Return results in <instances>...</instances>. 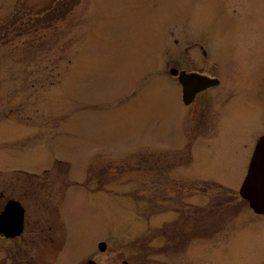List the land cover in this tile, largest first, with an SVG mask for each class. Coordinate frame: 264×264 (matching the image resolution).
I'll return each instance as SVG.
<instances>
[{"label": "rangeland", "instance_id": "1", "mask_svg": "<svg viewBox=\"0 0 264 264\" xmlns=\"http://www.w3.org/2000/svg\"><path fill=\"white\" fill-rule=\"evenodd\" d=\"M0 34V205L25 224L0 264H264L238 194L264 134V0H0ZM181 65L220 80L196 106Z\"/></svg>", "mask_w": 264, "mask_h": 264}, {"label": "water", "instance_id": "2", "mask_svg": "<svg viewBox=\"0 0 264 264\" xmlns=\"http://www.w3.org/2000/svg\"><path fill=\"white\" fill-rule=\"evenodd\" d=\"M172 77L182 86L183 103L190 104L195 95L209 87L218 85L217 79H209L195 73L187 74L175 68L169 70ZM240 198L248 203L249 208L257 215H264V136L257 141L250 158L246 175L238 192ZM23 209L21 205L10 200L0 214V232L7 238L20 235L23 230ZM104 251L105 244H99ZM84 264H96L88 261Z\"/></svg>", "mask_w": 264, "mask_h": 264}, {"label": "flooded vegetation", "instance_id": "3", "mask_svg": "<svg viewBox=\"0 0 264 264\" xmlns=\"http://www.w3.org/2000/svg\"><path fill=\"white\" fill-rule=\"evenodd\" d=\"M181 55H183V60L181 61V62H183L184 59H185V55H186V53L183 52V51L181 50ZM182 71H184V72L187 73V74L195 73V74H198V75L205 76V77H207V78H209V79H217V78H215V77H213V76H207V75H204V74L199 73V72H196V71H188V70H186V68H185L184 66L181 65V72H182ZM217 80H218V82L220 81L219 78H218ZM218 85H219V83H218ZM218 85H216V86H212V87H209V88H207V89H205V90H203V91L197 93V94L195 95L193 101H192L190 104H188V105H186V104L183 103V91H182V86H181V103H182V105L185 106V107H189V106H191V105L194 104V105L196 106V105H197V104H196L197 102H198V104L200 103V99H201L200 96H202V94H204L205 92H208V91L213 90L214 88L218 87ZM262 136H264V134L261 135V137H262ZM5 205H6V203H4L3 205H2V204L0 205V214H1L2 210L4 209V206H5ZM21 207H22V206H21ZM22 209H23V207H22ZM23 212H24V209H23ZM24 225H25V224H24V214H23V230H22V232L20 233V235L17 236V237H14V238H7L4 234H2V233L0 232V243H2V244H4V243H8L9 241H12V240L17 239V238H19L20 236H22V234H23V232H24V228H25ZM100 243H104V242H98V243H97V248H98V250H100V249H99V244H100ZM104 250H105V249H104ZM88 261H93V262H95L93 259H90V258H87V259H86V262H88ZM86 262H84V263H86ZM84 263H82V264H84ZM95 263H96V262H95ZM1 264H21V263H20V260H17V259H15V258H10V254H9V252H7L6 255L4 256V259H3V261H2ZM96 264H97V263H96Z\"/></svg>", "mask_w": 264, "mask_h": 264}, {"label": "trees", "instance_id": "4", "mask_svg": "<svg viewBox=\"0 0 264 264\" xmlns=\"http://www.w3.org/2000/svg\"><path fill=\"white\" fill-rule=\"evenodd\" d=\"M66 14H67V12H65V13L63 12V13L58 14V15H61V18H63V17H65ZM4 41H5L4 35L0 34V46L4 45Z\"/></svg>", "mask_w": 264, "mask_h": 264}]
</instances>
